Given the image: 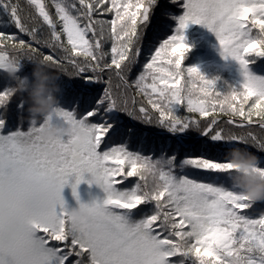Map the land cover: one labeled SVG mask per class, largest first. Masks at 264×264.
Here are the masks:
<instances>
[{
	"label": "snow or ice",
	"instance_id": "snow-or-ice-1",
	"mask_svg": "<svg viewBox=\"0 0 264 264\" xmlns=\"http://www.w3.org/2000/svg\"><path fill=\"white\" fill-rule=\"evenodd\" d=\"M170 3L186 10L176 34L145 49L160 0H0V24L14 30H0V196L15 222L0 224V264H264V211L255 213L264 201L234 186L229 156H255L264 175V78L248 70L264 58V0ZM189 24L214 33L239 64V91L217 92L183 67ZM39 61L61 76L59 104L25 126L28 96L17 87ZM129 120L158 129L159 142ZM53 122L72 129L50 145L55 162L40 152ZM85 173L107 198L81 204L88 215L77 220L61 193L75 176L76 196Z\"/></svg>",
	"mask_w": 264,
	"mask_h": 264
},
{
	"label": "trees",
	"instance_id": "trees-1",
	"mask_svg": "<svg viewBox=\"0 0 264 264\" xmlns=\"http://www.w3.org/2000/svg\"><path fill=\"white\" fill-rule=\"evenodd\" d=\"M23 2V0H21ZM162 10L158 9L156 17L154 18L152 28L148 31L145 38L144 47L156 48L159 46V43L162 39L170 38L176 34V29L178 28L179 19L185 14V9L179 5H174L170 3V0H160ZM164 12L162 15L161 12ZM4 13L0 10V16H3ZM0 30L14 31L13 29H4L3 25L0 24ZM184 43L191 49L186 54V58L183 61V67L185 68H198L200 73L209 81H215V90L222 94H227L231 89H236L239 91L242 84L244 83L243 76L241 74V69L239 64L232 60L231 58L225 59L221 55L219 42L211 31L206 27L197 24H189L188 27L183 31ZM46 52L48 50H45ZM154 54L145 52V54L140 58V62L133 68V71L130 75V79L134 80L137 78L140 71H142L144 60L148 55ZM251 61L249 64V72L253 75L264 78V58H250ZM29 71H32L29 69ZM59 74V73H57ZM0 79H3V74L0 73ZM67 79V77H64ZM141 99L140 97H137ZM18 101H13L9 105V111L11 118L13 120L11 124V130L15 131L19 126V114L16 110V105ZM184 115H190L186 111ZM29 118V113L26 110L24 113L25 126H27V120ZM211 119V117H209ZM219 119L224 120L226 117H219ZM132 126L143 129L150 134L152 140L159 142L161 133L158 129L154 127H147L139 125L135 121H128ZM203 123V121H202ZM223 126V125H222ZM26 130V127H25ZM7 135V131L4 133ZM195 135V133H193ZM138 143H133V148H138ZM230 159L232 161V154L229 153ZM232 163V162H231ZM233 164V163H232ZM236 171L233 174V183L236 188H239L240 176L238 174V169L235 164ZM83 183L79 184L76 189L77 195H73L72 185L75 184V176L71 177L68 181V184L64 187L63 191L67 192L69 197V205L66 207V210L70 212L73 209H77L80 204L91 205L90 192L93 184H89L88 181L92 179L90 173L84 174ZM94 186L99 190L97 202H103L107 197L104 191L96 184ZM264 211V205L257 204L255 213ZM139 217H134L133 222L138 220Z\"/></svg>",
	"mask_w": 264,
	"mask_h": 264
},
{
	"label": "clouds",
	"instance_id": "clouds-1",
	"mask_svg": "<svg viewBox=\"0 0 264 264\" xmlns=\"http://www.w3.org/2000/svg\"><path fill=\"white\" fill-rule=\"evenodd\" d=\"M10 76L15 78V73H10ZM60 79L61 76L48 68L44 62H35L31 82L28 81L27 77H24V86L17 87L18 91L27 92L28 98L26 102L28 103L29 117L39 119L53 114V110L59 104ZM71 134V128L60 122H53L41 133V139L44 143L40 148V152L49 161H57L59 159L58 152L50 145L60 138ZM231 154V162L237 166L240 176L238 189L253 203L264 201V175L253 171L254 167L259 163L258 159L238 149H233ZM23 159L31 163L33 160L31 151H26ZM9 183L10 178L5 177L4 184L7 186ZM9 205L10 200L7 193L0 196V224L7 226L11 230L15 228V222L14 217L10 216L7 211ZM69 213L77 220H83L88 215L87 211L81 208V204L77 209H73Z\"/></svg>",
	"mask_w": 264,
	"mask_h": 264
},
{
	"label": "rangeland",
	"instance_id": "rangeland-1",
	"mask_svg": "<svg viewBox=\"0 0 264 264\" xmlns=\"http://www.w3.org/2000/svg\"><path fill=\"white\" fill-rule=\"evenodd\" d=\"M61 195L63 197L64 203H65V208H66V207H68V205L70 203L68 194H67V192L62 191ZM98 195H99V190L93 184V186L91 188V192H90V200L92 203L97 202Z\"/></svg>",
	"mask_w": 264,
	"mask_h": 264
}]
</instances>
